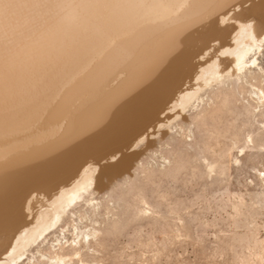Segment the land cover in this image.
Here are the masks:
<instances>
[{
    "label": "bare ground",
    "instance_id": "bare-ground-1",
    "mask_svg": "<svg viewBox=\"0 0 264 264\" xmlns=\"http://www.w3.org/2000/svg\"><path fill=\"white\" fill-rule=\"evenodd\" d=\"M263 41L264 0H0V111L18 108L0 118V132L21 126L19 113L30 121L49 111V90L77 78L91 93L81 106L99 105L75 111L38 155L0 151V264L46 238L96 172L130 163L124 151L182 115L205 86L254 66L248 54ZM108 74L110 89L98 82Z\"/></svg>",
    "mask_w": 264,
    "mask_h": 264
},
{
    "label": "rangeland",
    "instance_id": "rangeland-1",
    "mask_svg": "<svg viewBox=\"0 0 264 264\" xmlns=\"http://www.w3.org/2000/svg\"><path fill=\"white\" fill-rule=\"evenodd\" d=\"M256 52L248 54L254 66L208 84L140 142L129 172L110 175L123 167L116 162L96 172L83 198L13 264H264V41ZM105 78L98 82L110 89ZM77 80L63 95L54 94L57 85L49 90L55 108L43 115L28 121L19 113L21 126L0 132V151L38 155L75 111L99 107L81 106L91 93ZM17 109H2L0 118Z\"/></svg>",
    "mask_w": 264,
    "mask_h": 264
},
{
    "label": "water",
    "instance_id": "water-1",
    "mask_svg": "<svg viewBox=\"0 0 264 264\" xmlns=\"http://www.w3.org/2000/svg\"><path fill=\"white\" fill-rule=\"evenodd\" d=\"M125 152V154H129V156L131 157V162L130 163H127L126 164V166H123L120 170H119V172H121V173H127V172H129L130 171V169H131V166H132V161L135 159V157H137V155H138V152L137 151H128V152H126V151H124Z\"/></svg>",
    "mask_w": 264,
    "mask_h": 264
}]
</instances>
